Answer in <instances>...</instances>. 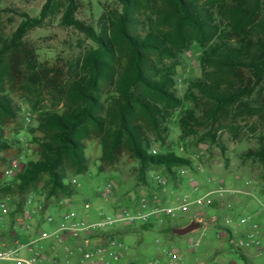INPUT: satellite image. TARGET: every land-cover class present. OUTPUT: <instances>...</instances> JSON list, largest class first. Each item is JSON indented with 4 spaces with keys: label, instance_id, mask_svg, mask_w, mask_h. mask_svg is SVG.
Masks as SVG:
<instances>
[{
    "label": "trees",
    "instance_id": "obj_1",
    "mask_svg": "<svg viewBox=\"0 0 264 264\" xmlns=\"http://www.w3.org/2000/svg\"><path fill=\"white\" fill-rule=\"evenodd\" d=\"M116 1L119 8L103 17L100 31L77 18L79 0H46L39 16L24 13L16 31L0 34L1 151L15 145L5 135L4 126L22 111L6 90L7 83L13 84L17 78L13 61L23 57L34 77L42 73L26 48V35L60 15L63 26L84 33L92 42L77 63L76 76L57 89L58 103L64 108L39 113L37 130L43 136L33 139L40 148L39 160L29 161L13 180L0 187L1 196L11 199L10 213L0 222V240L12 243L22 232L14 224L25 207L13 199V194L23 196L43 179L42 193L47 198L71 199L77 194L69 180L88 171L87 139L100 140L102 165L122 153L129 154L138 163L139 180L148 184L151 172L163 170L176 181L182 168L192 166L190 158L173 150L153 153L157 146L167 147L171 120L185 107V101L193 106L186 107L179 120L184 137L197 135L198 127H214L227 119L236 125L240 119L257 118L258 125L264 127V0ZM194 44L203 51L199 57L203 77L192 81L185 98H181L177 66L182 54ZM242 74L249 78L245 80ZM201 102L205 105L202 109ZM207 136L216 139L211 132ZM259 143V148L243 156L260 164L259 177L264 182V134ZM157 223L121 227L99 235L125 238L126 233L153 231ZM175 228L171 226L167 232L176 235ZM227 231L233 239L232 232ZM237 249L242 254L243 250Z\"/></svg>",
    "mask_w": 264,
    "mask_h": 264
},
{
    "label": "rangeland",
    "instance_id": "obj_2",
    "mask_svg": "<svg viewBox=\"0 0 264 264\" xmlns=\"http://www.w3.org/2000/svg\"><path fill=\"white\" fill-rule=\"evenodd\" d=\"M45 3L46 0H0V34L11 35L16 31L24 13L31 17L39 16ZM143 5L146 7L147 4L144 2ZM118 8L116 0H79L77 18L100 31L103 17H109L110 13ZM220 18L221 21L225 20L223 16ZM24 42L36 58L37 67L42 73L38 78L34 77L23 57H17L16 61H13V73L17 78L13 84L7 83L6 90L22 111L17 119L8 122L4 120L5 135L15 145L6 151L0 150V175L13 160H19L21 163L20 171L26 168L29 161L39 160L40 148L33 140L43 136L37 130L39 113L42 109L64 108L63 103H58L57 89L64 87L68 80L76 76L80 57L92 46L91 40L84 33L63 26L60 15L48 19L43 27L31 30ZM202 52L201 48L194 44L179 60L176 81L181 98H185L192 81L203 77L199 61ZM242 75L245 80L249 78L247 74ZM184 104L185 107L177 110L171 120L167 147H156V150H173L179 156H186L192 161V166L180 170V177L176 181L165 175L163 170H156L149 175L150 183H142L138 178V163L127 153L120 154L110 164L102 165V146L100 140L93 137L86 140V154L89 158L87 173L69 180L78 190L73 198H47L42 193L45 189L43 179L27 194H13V199L24 204L25 208L28 200H32L33 205H43L42 217L59 211L70 202L73 203V210L85 214V204L89 203L90 212L94 211L96 219L101 211L111 212L128 205L135 207L143 198L152 202L161 201L167 205L190 192L193 185L201 187V194L224 185L253 194L257 199H264V182L259 177L261 166L243 156L247 151L260 147L259 140L260 135L264 134V127L258 125V119H240L236 125H231V120L227 119L214 127L209 124L198 127L197 135L184 137L179 120L184 109L193 106L187 101ZM199 106L201 109L205 107L203 102ZM208 132L216 135V139L207 136ZM159 179H167V185L159 188L155 184ZM11 180L13 178L5 182ZM109 183L114 186L111 200L104 195ZM244 193L227 196L204 209L193 208L190 215L184 217L185 221L181 225H185L190 216H204L210 222L205 234L200 228L185 236L172 235L167 232V228H182L187 225L179 227L178 220L168 221L165 217L158 221L153 231L126 233L124 241L129 248L130 260L140 264H147L155 259L166 261L168 251H178L183 257L182 264H264V257L258 255L254 249L243 250L242 258L227 231L230 230L237 237L238 233L249 229L248 226L239 225V218L255 213L258 203L255 197ZM3 199L0 194V201ZM19 217L20 215L14 224L17 230L21 229L17 222ZM43 229L50 231L51 227L44 225ZM195 239H201V246L191 250L189 244Z\"/></svg>",
    "mask_w": 264,
    "mask_h": 264
},
{
    "label": "built area",
    "instance_id": "obj_3",
    "mask_svg": "<svg viewBox=\"0 0 264 264\" xmlns=\"http://www.w3.org/2000/svg\"><path fill=\"white\" fill-rule=\"evenodd\" d=\"M157 154V150H153ZM21 163L13 160L0 175V187L20 172ZM161 187L167 185L165 179H159ZM201 187L193 185L191 191L185 193L171 203L165 205L161 201L152 202L143 198L135 207L113 209L111 212L101 211L95 220L89 219L90 204H85L87 212L73 210V203L65 204L58 212L45 215L42 224H33L42 217L43 205H33L32 200L26 203L25 211L17 219L21 225V234L15 235L12 243L6 239L0 240V262L15 264H140L137 261L125 259L129 255L124 238L119 236L103 237L102 231L115 230L121 227L135 226L157 222L161 218L173 221L190 215L192 209H204L214 205L218 200L227 196L244 192L226 187L216 186L201 194ZM114 186L109 183L104 191L107 199L111 200ZM255 197L253 194L244 193ZM256 198V197H255ZM10 197L0 201V222L10 213ZM258 209L251 215L241 216L239 225L248 226L245 232L238 233L232 243L241 250L257 251L264 257V199H257ZM195 221L201 224L205 234L210 222L202 215H196ZM44 225L51 230L43 229ZM34 231V232H32ZM1 236V230H0ZM191 250L201 246V239H195L189 244ZM183 257L178 251H168L166 261L155 259L147 264H182Z\"/></svg>",
    "mask_w": 264,
    "mask_h": 264
},
{
    "label": "water",
    "instance_id": "obj_4",
    "mask_svg": "<svg viewBox=\"0 0 264 264\" xmlns=\"http://www.w3.org/2000/svg\"><path fill=\"white\" fill-rule=\"evenodd\" d=\"M201 228V224L198 221H193L185 227L175 228L173 232L179 236H185Z\"/></svg>",
    "mask_w": 264,
    "mask_h": 264
},
{
    "label": "crops",
    "instance_id": "obj_5",
    "mask_svg": "<svg viewBox=\"0 0 264 264\" xmlns=\"http://www.w3.org/2000/svg\"><path fill=\"white\" fill-rule=\"evenodd\" d=\"M173 201V200H172ZM171 201V202H172ZM170 202V203H171ZM258 209V206H257V208H256V210ZM53 213H56V211H53ZM95 216H94V211H92L91 210V212H90V214H89V219H91V220H95L96 218H94ZM196 218V215L195 216H190L189 218H188V222L185 224V225H188V224H190L191 222H193L194 221V219ZM187 219V218H186ZM41 218L40 217H38L37 219H36V223L37 224H41ZM183 221H185V218H181L180 220H178V223H179V227H182V226H185V225H181V223L183 222ZM263 236H264V234H263ZM130 259H131V255L129 254L128 255V257L125 259V262L126 263H128L129 261H130Z\"/></svg>",
    "mask_w": 264,
    "mask_h": 264
}]
</instances>
